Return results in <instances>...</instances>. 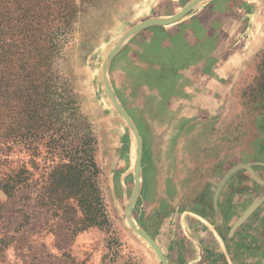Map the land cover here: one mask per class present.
<instances>
[{
    "label": "rangeland",
    "instance_id": "rangeland-1",
    "mask_svg": "<svg viewBox=\"0 0 264 264\" xmlns=\"http://www.w3.org/2000/svg\"><path fill=\"white\" fill-rule=\"evenodd\" d=\"M209 1L175 24L132 33L115 51L139 23L173 16L192 0H78V13L57 29L58 45L46 60L27 63L45 73L21 96L22 108L47 115L54 133L97 140L107 222L74 235L66 217L21 193L0 192V264H162L127 221L137 190L136 142L107 91V59L112 93L143 143L133 208L140 228L155 239L164 222L174 215L180 221L185 211L223 215L233 222L223 229L240 235V256L248 251L249 264H264V0H253L259 17L226 54L235 64L224 72L214 66L215 43L195 45L185 33L193 28L185 19ZM17 158L28 161L30 152ZM236 166L244 167L222 183ZM27 167L36 178L43 173L41 165ZM7 171L0 164V179Z\"/></svg>",
    "mask_w": 264,
    "mask_h": 264
},
{
    "label": "trees",
    "instance_id": "trees-1",
    "mask_svg": "<svg viewBox=\"0 0 264 264\" xmlns=\"http://www.w3.org/2000/svg\"><path fill=\"white\" fill-rule=\"evenodd\" d=\"M79 8L78 0H0V164L8 167L0 192L9 198L21 193L66 217L74 235L107 222L97 140L85 133L78 142L77 132H52L49 117L36 110L27 113L21 96L45 73L31 72L27 63L46 60L58 45L57 29L73 20ZM23 151L30 152L28 161L17 158ZM28 163L35 170L43 166L42 175L36 178Z\"/></svg>",
    "mask_w": 264,
    "mask_h": 264
},
{
    "label": "crops",
    "instance_id": "crops-1",
    "mask_svg": "<svg viewBox=\"0 0 264 264\" xmlns=\"http://www.w3.org/2000/svg\"><path fill=\"white\" fill-rule=\"evenodd\" d=\"M252 3L253 0H210L185 19L193 27L187 28L186 37L195 45L206 48L215 43L220 62L214 66L223 67V72L225 69L232 71L235 64V57L228 59L226 54L240 44L244 33L250 29V20L259 17L257 6ZM176 216L162 224L155 238L170 264L250 263V253L241 251L240 256L239 249L235 247L241 244L240 235L233 238L223 229L224 224L233 223L223 222V215L220 220L219 217L214 219L185 211L180 221L175 219Z\"/></svg>",
    "mask_w": 264,
    "mask_h": 264
},
{
    "label": "water",
    "instance_id": "water-1",
    "mask_svg": "<svg viewBox=\"0 0 264 264\" xmlns=\"http://www.w3.org/2000/svg\"><path fill=\"white\" fill-rule=\"evenodd\" d=\"M199 0H192V4H188L186 7L182 9L181 12L175 14L172 18L170 19H165V20H160V19H155V18H150L149 20L143 21L136 25L128 34V36L125 37V39H122L116 46L115 51L126 41V39L134 32H137L141 29L150 27L152 25H168L172 24L174 22H177L178 20L182 19L185 14H188L191 12L192 7L195 4H198ZM108 70H109V59L106 60L105 65H104V81L105 85L107 88V91L112 98L114 104L118 108V110L121 112L122 116L128 123V125L133 129L134 133V138L136 142V149H137V154H136V162H135V178H136V184H137V190L136 194L134 195L132 201L127 205L126 207V216H127V221L131 228L151 247V249L155 252V254L158 256L162 264H170L167 256L164 254L161 246L158 244V242L145 230L140 228L138 223L133 217V208L135 203L138 200V197L141 193V163H142V156H143V143L142 139L138 133V129L132 119L126 114L124 111L123 107L120 105V103L116 100L112 93V89L110 86L109 82V77H108ZM244 166H236L233 169H231L228 174L226 175L225 179L223 180L222 183H224L234 172H236L238 169L242 168ZM249 168V166H247Z\"/></svg>",
    "mask_w": 264,
    "mask_h": 264
},
{
    "label": "bare ground",
    "instance_id": "bare-ground-1",
    "mask_svg": "<svg viewBox=\"0 0 264 264\" xmlns=\"http://www.w3.org/2000/svg\"><path fill=\"white\" fill-rule=\"evenodd\" d=\"M201 0H199L198 2H200ZM192 4V3H191ZM182 11V10H181ZM180 11V12H181ZM179 13V12H178ZM186 15V14H185ZM174 16V15H173ZM173 16H170V17H167V18H155V19H160V20H167V19H170V18H172ZM149 20V19H148ZM181 20V19H180ZM146 21V20H145ZM179 21V20H178ZM175 23V22H174ZM136 154H137V149H136ZM136 154H135V159H134V168H135V162H136ZM132 165H133V163H132Z\"/></svg>",
    "mask_w": 264,
    "mask_h": 264
}]
</instances>
